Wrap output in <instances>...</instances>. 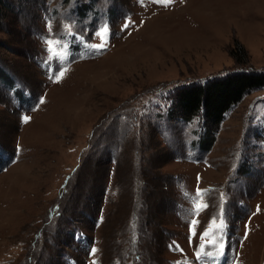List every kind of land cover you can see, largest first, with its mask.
I'll return each mask as SVG.
<instances>
[{
	"label": "rangeland",
	"instance_id": "rangeland-1",
	"mask_svg": "<svg viewBox=\"0 0 264 264\" xmlns=\"http://www.w3.org/2000/svg\"><path fill=\"white\" fill-rule=\"evenodd\" d=\"M0 69V264H264V87L175 108L264 73V0H0Z\"/></svg>",
	"mask_w": 264,
	"mask_h": 264
},
{
	"label": "trees",
	"instance_id": "trees-1",
	"mask_svg": "<svg viewBox=\"0 0 264 264\" xmlns=\"http://www.w3.org/2000/svg\"><path fill=\"white\" fill-rule=\"evenodd\" d=\"M89 8L88 4H84L77 9L80 15L85 16ZM0 80L7 84L10 82L8 74L2 69H0ZM15 80L8 85L15 88ZM263 87V72L234 71L206 84L184 87L175 96V108L185 118H192L202 112L210 132L213 133L214 130L219 129L227 111L239 103L246 94ZM24 96L25 94H19L20 102L29 103L30 100ZM212 139L213 137L210 141ZM207 147L209 148V145Z\"/></svg>",
	"mask_w": 264,
	"mask_h": 264
},
{
	"label": "snow or ice",
	"instance_id": "snow-or-ice-1",
	"mask_svg": "<svg viewBox=\"0 0 264 264\" xmlns=\"http://www.w3.org/2000/svg\"><path fill=\"white\" fill-rule=\"evenodd\" d=\"M163 2L165 3H170L171 0H163ZM49 51H52V45L53 42L49 41ZM96 47V46H93ZM99 47H103V45H100ZM54 55H59V53H54ZM61 76L63 75V73L60 74ZM28 118H25V120L27 121ZM204 207H206V205H204ZM200 210V206H198L197 208V213ZM197 221L193 220L191 221V226H190V232L191 235L194 237L196 235L195 232V227L197 225ZM213 223H215V221H213ZM223 228L222 224H218L216 226V228H213L211 230H206L203 234H202V238L204 239V242H202L199 247L198 250L196 252V258L198 261H202L204 259L205 256H210L211 253L207 251V249L211 246V247H215L218 251H217V255H222L223 254V249H224V243L222 240L218 241L215 239L216 236V232L220 229ZM191 242V241H190ZM180 251H182V249H178ZM95 251V250H93Z\"/></svg>",
	"mask_w": 264,
	"mask_h": 264
}]
</instances>
